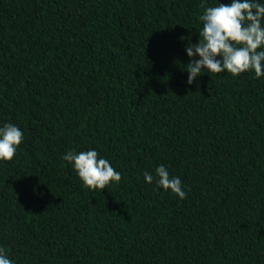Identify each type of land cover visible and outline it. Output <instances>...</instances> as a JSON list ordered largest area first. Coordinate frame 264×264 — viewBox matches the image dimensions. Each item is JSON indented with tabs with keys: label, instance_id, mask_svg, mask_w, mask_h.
Masks as SVG:
<instances>
[{
	"label": "trees",
	"instance_id": "obj_1",
	"mask_svg": "<svg viewBox=\"0 0 264 264\" xmlns=\"http://www.w3.org/2000/svg\"><path fill=\"white\" fill-rule=\"evenodd\" d=\"M218 3L0 0V127L23 132L0 161L14 264H264V77L187 83ZM91 149L120 182L88 189L62 159ZM160 165L186 199L145 181Z\"/></svg>",
	"mask_w": 264,
	"mask_h": 264
},
{
	"label": "clouds",
	"instance_id": "obj_2",
	"mask_svg": "<svg viewBox=\"0 0 264 264\" xmlns=\"http://www.w3.org/2000/svg\"><path fill=\"white\" fill-rule=\"evenodd\" d=\"M199 20L203 27L198 43H189L185 48L190 58L186 65L188 84L196 82L205 70L215 74L227 72L233 77L254 71L256 78L264 77V50L258 51L264 48V4L256 0L218 3L204 7ZM22 141L23 132L17 125L5 123L0 127V161H11ZM62 159L73 166L88 189L103 191L110 183L122 179V174L94 149L79 153L69 151ZM155 173V177L149 172L144 173L148 184L155 179L158 187L171 190L181 200L186 199L187 193L179 177L170 175L164 165L158 166ZM0 264H14L4 247H0Z\"/></svg>",
	"mask_w": 264,
	"mask_h": 264
}]
</instances>
